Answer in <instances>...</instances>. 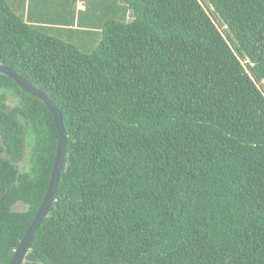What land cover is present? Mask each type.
Returning <instances> with one entry per match:
<instances>
[{
	"label": "trees",
	"instance_id": "16d2710c",
	"mask_svg": "<svg viewBox=\"0 0 264 264\" xmlns=\"http://www.w3.org/2000/svg\"><path fill=\"white\" fill-rule=\"evenodd\" d=\"M0 64L66 133L19 264H264V0H0ZM56 144L0 74V264Z\"/></svg>",
	"mask_w": 264,
	"mask_h": 264
},
{
	"label": "water",
	"instance_id": "95a60500",
	"mask_svg": "<svg viewBox=\"0 0 264 264\" xmlns=\"http://www.w3.org/2000/svg\"><path fill=\"white\" fill-rule=\"evenodd\" d=\"M0 74L7 76L13 82H15L21 90L28 92L29 94L33 95L38 100H40L50 111L57 131V144L55 148V156L45 194L35 212L34 217L31 220V223L24 232L22 238L20 239L17 247L14 249L13 254L11 255V258L8 262V264H19V262L23 259L25 252L29 248V244L38 226L42 222L43 218L46 216L50 204L55 199L57 181L60 172L64 166V146L66 142V133L63 128L62 116L60 111L55 106L54 102L49 99L44 92L33 86L27 78L19 74L17 71L2 64H0Z\"/></svg>",
	"mask_w": 264,
	"mask_h": 264
},
{
	"label": "rangeland",
	"instance_id": "374dc122",
	"mask_svg": "<svg viewBox=\"0 0 264 264\" xmlns=\"http://www.w3.org/2000/svg\"><path fill=\"white\" fill-rule=\"evenodd\" d=\"M26 151H27V150H26ZM24 166H26V161H21V162L19 163V167H20V169H23ZM16 205H17V208H18V209H22V206H21V205H18V203H17Z\"/></svg>",
	"mask_w": 264,
	"mask_h": 264
},
{
	"label": "crops",
	"instance_id": "0c3cea01",
	"mask_svg": "<svg viewBox=\"0 0 264 264\" xmlns=\"http://www.w3.org/2000/svg\"><path fill=\"white\" fill-rule=\"evenodd\" d=\"M77 7H81V3L80 2L77 3Z\"/></svg>",
	"mask_w": 264,
	"mask_h": 264
}]
</instances>
